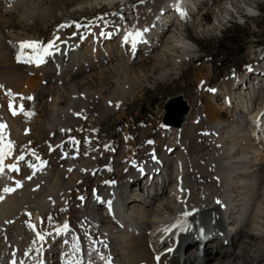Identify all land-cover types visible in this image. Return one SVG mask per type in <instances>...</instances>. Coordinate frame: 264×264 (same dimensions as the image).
<instances>
[{
    "label": "bare ground",
    "instance_id": "6f19581e",
    "mask_svg": "<svg viewBox=\"0 0 264 264\" xmlns=\"http://www.w3.org/2000/svg\"><path fill=\"white\" fill-rule=\"evenodd\" d=\"M34 1L0 0V21L7 20L12 12H25ZM157 1V9L150 6L148 10L154 12L148 15L147 10L142 24L130 31L94 30L84 38V48L80 49L81 43H61L50 54L38 56L35 74L39 82L35 85L41 90L55 88L60 95L47 107L49 116L43 131L47 136L67 134L69 127L82 124L83 118L90 120L97 114L101 117L106 112L114 113L135 94L138 83L133 77L128 78V62L138 57L141 45L146 43L147 52L151 49L149 53L156 50L157 59L180 49L178 69L187 59L197 57L195 44L176 42L168 31L184 8L191 10L192 0ZM4 30L5 25L0 23L1 60L11 57L4 47ZM136 32L142 35L136 37ZM101 33L105 35L100 38ZM108 37L114 42H109ZM127 48L129 54L124 53ZM8 65L3 68L21 77L29 73L21 66ZM74 67L78 73L67 77ZM108 71L124 78L117 95L105 98L104 87L91 90L77 85V75L89 78ZM168 76L165 72L159 80ZM249 79H224L222 92L211 90L201 111L184 127L185 122L179 127L165 123L163 147L160 141L146 144L136 157L133 150L119 177L106 184L108 179H104L101 186L98 174L107 168L108 176L110 164L98 155L90 159L88 174L87 163H79L75 152L66 158L63 170L50 182L45 181L47 186L40 180L23 191V183L14 180L4 167L0 174V236L11 220L28 212L35 222L26 227L35 240L31 257L29 252V256L20 257L19 252L17 256L4 253L0 255V264H264V106L252 105L255 92L247 87L250 82L243 84ZM59 82L63 85L57 86ZM63 96L70 99L65 107L59 103ZM171 103L167 105L165 122H175L181 113L180 104ZM186 107L187 121L190 107ZM199 131L202 132L197 135ZM50 169V163L37 167L42 175ZM5 188L15 190L9 193ZM57 208L67 212L64 221L51 235L44 234L43 241L38 239L37 234H43L42 213ZM205 209L212 214L200 215ZM65 223L68 230L63 229ZM187 227L195 231L204 229V233L195 232L188 243ZM209 240L219 242V250L208 254ZM182 244L186 245L175 248Z\"/></svg>",
    "mask_w": 264,
    "mask_h": 264
},
{
    "label": "rangeland",
    "instance_id": "374dc122",
    "mask_svg": "<svg viewBox=\"0 0 264 264\" xmlns=\"http://www.w3.org/2000/svg\"><path fill=\"white\" fill-rule=\"evenodd\" d=\"M204 1L207 2V9L195 13L198 4L194 2L191 10H188L187 18L172 21L168 28L174 41L195 44L198 48L197 57L187 59L181 69H178L176 61L181 57L180 49H175L174 53L172 52L164 59H157L156 50L149 53L151 49L147 52L146 43L141 45L137 52L138 57L128 62V78L133 77L138 83H136L137 92L124 101L114 113L106 112L105 116L101 117L97 114L93 119H87L88 121L83 118L82 124L70 126L67 134L58 137L55 133L47 136V132L43 131L46 118L49 116L47 107L60 95L55 88L41 90L38 85H35L39 82V77L35 74L36 60L43 53L33 48H21V44L36 42V48L39 49L50 41H55L56 46L61 43L76 42L81 43V49L86 47L84 38L87 35L90 36L94 30L117 29L125 32L136 28L142 24L146 14L154 12L148 9L150 6L155 9L158 1L35 0L25 12L21 10L12 12L7 16V20L0 21L5 25L4 47L11 55L9 59H0V124L2 122L6 125L3 131V144L7 145L11 142L12 145L11 152H8L7 147L4 148L8 155L3 165L8 170L11 165H17L19 168L18 172L9 170V175L23 183L20 191L30 189L40 180L42 184H46L47 179L50 182L58 171L63 170L67 164L66 158L75 152L79 155V163H87V174L92 165L90 159L94 155L108 160L110 174L107 176V168H104V172L98 174V185L101 186L104 179H108L104 181L106 184L109 180L118 178L121 167L129 160L127 155L133 150L136 157L141 154L146 144L153 145L155 141H160V146L163 147L166 142L163 121L165 106L168 102L179 97L185 106L190 107L187 121L185 120L182 126L184 127L195 118L197 112L201 111L200 108L205 105L206 96L211 90L217 93L222 92L224 79H231L233 76L239 79L250 77L249 81H244L243 84L250 82L247 87L255 92L256 99H253L252 105L254 108L264 106V0ZM61 25L67 26L61 27ZM76 25L81 27L77 28ZM231 26H234L233 30L223 37L224 31L231 29ZM232 37L235 45L230 47L228 43ZM19 39L23 41L19 43ZM107 39L111 43L114 42L112 37ZM128 52V48L124 49L125 54H129ZM7 64L21 66L29 73L21 77L13 71L4 69L3 67H7ZM165 72H168L169 76L159 80ZM68 73L67 77L72 78L78 73V69L71 68ZM88 77L77 75L76 82L80 89L96 90L104 87L102 91L105 98L117 95L116 91L119 90L124 79L122 75L109 71L100 76ZM39 84L42 87L46 86V83L44 86L42 83ZM62 85V82L61 84L59 82L57 86ZM9 93L12 95L10 96ZM28 97L31 99H27ZM67 97L71 95L67 94ZM67 97L63 96L60 99L61 107L69 103L70 99ZM10 101L17 112L16 115H13L9 109ZM21 105L23 111H20ZM202 128L203 126L200 125V129ZM201 132L199 131L197 135ZM21 155L24 156V160L18 161L17 157ZM41 162L51 164V169L45 175L39 174L37 170ZM30 164L35 165V168L29 167ZM144 175H147L146 172ZM65 212L57 208L51 213H42L41 233L51 235L58 224L64 221L67 213ZM210 212V209H205L200 215L212 214ZM16 218V221L13 219L8 223L7 230L0 236L2 239L0 255L17 256L19 252L20 257L23 254L28 255L26 253L29 252L30 256H28L31 257V250L34 249L32 243L35 238L26 226L35 222V219L29 216L28 212L19 214ZM188 227L186 229L189 234L186 239L188 243L196 235L195 232L204 230L195 231L192 227ZM224 238L226 239L225 236L222 237L223 240ZM207 244L211 245L208 254L219 250V242L217 244L209 240ZM184 245H175V248L178 250ZM29 262L37 263L38 261L30 260Z\"/></svg>",
    "mask_w": 264,
    "mask_h": 264
},
{
    "label": "snow or ice",
    "instance_id": "6c2138e0",
    "mask_svg": "<svg viewBox=\"0 0 264 264\" xmlns=\"http://www.w3.org/2000/svg\"><path fill=\"white\" fill-rule=\"evenodd\" d=\"M100 19H102V17ZM66 26L67 25H61V27H66ZM76 27L79 28V27H81V25H76ZM101 35H105V34L104 33H101ZM141 35L142 34L140 32H136L135 33V36L136 37H140ZM56 39H59V37H56ZM133 43H135V40L133 41ZM55 46H56L55 45V41H50L46 46H42L39 49L36 48V42H26V43L21 44V48H25V47L33 48V49H35L37 51L42 52L45 55L50 54L51 49H53ZM9 95L11 96L12 94L9 93ZM12 99H15V97H12ZM21 99H24V98L21 97ZM27 99H31V97H28ZM9 109H10V111L13 112V115H16L17 114L16 110H14V108H13V103L11 101L9 103ZM20 111H23V106L22 105L20 107ZM5 127H6V125L0 124V174H3V171H4L3 161L6 158V156L8 155V152H11V150H12L11 142H9L7 145H4L3 144V139H4V137H3V130H4ZM73 142L74 143H78L76 141H73ZM149 143H151V141ZM5 147H7L8 152H5L4 151V148ZM33 155H35V154L33 153ZM37 159H39V158L37 157ZM17 160L18 161H23L24 160V156L21 155V156L17 157ZM44 163L45 162H41L42 165ZM29 167L35 168V165H31L30 164ZM9 170L10 171H17L18 172L19 171V168L17 167V165H11V166H9ZM69 170H71V169H69ZM20 186L21 185L19 184V182H17V187H20ZM14 190L15 189H11V188H5L4 189L5 192H9V193L12 192V191H14ZM80 199H83V197H81ZM109 206H110V202H109ZM32 227L34 228V226H32ZM63 229L64 230H68V224L67 223L64 224ZM58 232H59V230H58ZM37 235H38V239H40L42 241L44 240V234L38 233ZM74 247H76L77 250H79L78 249V246L74 245ZM65 255H67V254H65ZM101 258L103 259V257H101ZM157 259L159 260V257H157Z\"/></svg>",
    "mask_w": 264,
    "mask_h": 264
},
{
    "label": "water",
    "instance_id": "95a60500",
    "mask_svg": "<svg viewBox=\"0 0 264 264\" xmlns=\"http://www.w3.org/2000/svg\"><path fill=\"white\" fill-rule=\"evenodd\" d=\"M174 102L177 103V104L178 103L180 104V108H179V109H181L180 116L177 118V120L175 122H172V120H169V122L166 120V122H165V119H166V116H167V107H168L167 105H169V103L173 104ZM167 105L165 106V118H164L163 123L164 124L165 123L174 124L176 127L181 126L183 124V122L186 120L187 107L181 101V98H179V97L172 99L170 102H168Z\"/></svg>",
    "mask_w": 264,
    "mask_h": 264
},
{
    "label": "trees",
    "instance_id": "16d2710c",
    "mask_svg": "<svg viewBox=\"0 0 264 264\" xmlns=\"http://www.w3.org/2000/svg\"><path fill=\"white\" fill-rule=\"evenodd\" d=\"M233 28H234V26H231V29H227V30H225L224 33H223V37H225L226 35L230 34V32L233 30ZM225 39H226V38H225ZM225 39H223V41H225ZM234 42H235V41H234V39H233V37H232V38H231V41L228 43L229 46L231 47V46L235 45Z\"/></svg>",
    "mask_w": 264,
    "mask_h": 264
}]
</instances>
